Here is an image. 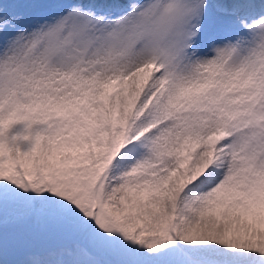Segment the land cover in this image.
<instances>
[{
    "label": "snow or ice",
    "instance_id": "6c2138e0",
    "mask_svg": "<svg viewBox=\"0 0 264 264\" xmlns=\"http://www.w3.org/2000/svg\"><path fill=\"white\" fill-rule=\"evenodd\" d=\"M0 264H264V0H0Z\"/></svg>",
    "mask_w": 264,
    "mask_h": 264
},
{
    "label": "rangeland",
    "instance_id": "374dc122",
    "mask_svg": "<svg viewBox=\"0 0 264 264\" xmlns=\"http://www.w3.org/2000/svg\"><path fill=\"white\" fill-rule=\"evenodd\" d=\"M27 147H28V146L25 144V145L23 146V149H22V150H26Z\"/></svg>",
    "mask_w": 264,
    "mask_h": 264
},
{
    "label": "bare ground",
    "instance_id": "6f19581e",
    "mask_svg": "<svg viewBox=\"0 0 264 264\" xmlns=\"http://www.w3.org/2000/svg\"><path fill=\"white\" fill-rule=\"evenodd\" d=\"M23 149V148H22Z\"/></svg>",
    "mask_w": 264,
    "mask_h": 264
}]
</instances>
